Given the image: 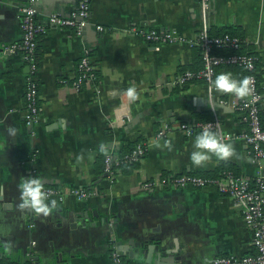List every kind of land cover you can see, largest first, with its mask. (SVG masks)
Segmentation results:
<instances>
[{"label": "crops", "instance_id": "crops-1", "mask_svg": "<svg viewBox=\"0 0 264 264\" xmlns=\"http://www.w3.org/2000/svg\"><path fill=\"white\" fill-rule=\"evenodd\" d=\"M24 2L0 0V260L112 264L111 240L124 264H208L218 256L248 255L251 233L231 197L216 186L144 184L213 171L218 161L231 164L237 175L264 177V163L253 164L238 139L246 125L230 102L241 99L218 92L213 82L211 90L202 81L172 84L182 72L202 68L199 50L189 40L204 23L208 30L233 29L256 58L264 126V0H209L205 13L200 0H90V23L81 38L48 26L38 39L41 115L31 128L24 122L25 65L18 52H3L21 40L19 8ZM75 5L76 0H37L36 20L47 24L50 14L67 16ZM150 29L175 31L184 41L147 43L139 30ZM86 52L96 67L97 91L75 92L70 83ZM220 73L244 77L236 67L218 69L215 78ZM131 86L139 98L128 105L129 119L116 120L118 94ZM197 118L219 122L223 133L234 137L225 143L234 146L235 155L228 160L212 155L195 166L190 155L199 133L189 138L172 131L171 150L156 138L162 125ZM9 127L15 136L8 135ZM136 141L147 148L141 163L118 174L112 184L96 173L101 145L117 155L125 143ZM28 176L41 178L45 187L83 188L94 196L83 202L68 196L50 199L57 207L48 216L20 210L18 185ZM82 213L85 223H75Z\"/></svg>", "mask_w": 264, "mask_h": 264}, {"label": "built area", "instance_id": "built-area-1", "mask_svg": "<svg viewBox=\"0 0 264 264\" xmlns=\"http://www.w3.org/2000/svg\"><path fill=\"white\" fill-rule=\"evenodd\" d=\"M37 0H26L19 8V22L21 28V40L18 44L6 47L3 52L19 53L21 61L25 65V89H24V122L31 128L39 120L41 108L39 105V86L36 80L38 70L37 46L38 39L44 35L48 26L60 29H69L77 38H81L85 28L90 21V0H76L75 8L67 15L60 16L50 14L47 24L36 20L35 4ZM209 0H200L201 10L206 11ZM96 30L102 32L103 28L97 26ZM133 32V30H130ZM139 35L147 43L151 44H178L184 41L183 37L175 31H161L156 29L139 30ZM192 47L199 50L202 68L196 71L186 70L176 76L172 84L184 87L193 81H202L212 89V82L216 71L222 68L236 67L244 71V77H251L254 91L251 96L238 102L231 101L230 106L236 110L246 125V131L238 136L247 146L251 162L256 165L264 163V126L260 119L261 95L259 92V79L256 67V58L248 49L242 51L245 46L243 40L236 36L224 34L222 36H211L208 33L206 23L200 28L193 39L189 40ZM228 50V54H216L215 51ZM243 77V78H244ZM98 76L90 54L86 52L79 59L75 73L72 77L70 87L75 92H81L85 88L94 87L97 91ZM125 91L118 94L119 109L115 119H129V98ZM122 122V121H121ZM118 125L117 121L113 123ZM204 128H210L217 132L223 142L234 137L223 133L219 122L212 120L207 122L189 123L181 122L175 126L162 125L156 131V138L169 141L172 131L182 133L184 136L192 137L200 133ZM147 154L146 144L138 143L127 155L107 154L103 162V175L109 183H114L118 173V166L123 163L139 164ZM171 184L178 188L192 187L203 188L216 186L219 192L228 195L232 199V207L240 212L247 229L251 233V252L248 255L218 256L208 264H264V177L258 173L254 178H246L233 175L230 172L224 174L222 179H206L192 174H183L174 177H161L144 184V187L164 186ZM48 193V200L56 199L62 201L65 196L71 197L76 202H83L94 196L83 188L61 189L54 186H44ZM110 221H112L110 219ZM110 259L112 264H124L121 254L111 240L109 245Z\"/></svg>", "mask_w": 264, "mask_h": 264}, {"label": "clouds", "instance_id": "clouds-1", "mask_svg": "<svg viewBox=\"0 0 264 264\" xmlns=\"http://www.w3.org/2000/svg\"><path fill=\"white\" fill-rule=\"evenodd\" d=\"M252 84L251 77H244L243 79L237 80L230 73H220L213 81V87L218 92L234 94L240 99L252 95L254 91ZM125 95L130 101H135L139 98V93L135 86L129 87ZM7 132L10 136H15L16 134L14 127H9ZM156 146H159V144ZM165 146L171 150L170 141H166ZM193 148L195 150L191 153L190 160L195 166L204 165L211 159L212 155L216 156L219 160H228L235 155L234 146L231 143L223 142L220 135L210 128H204L196 135ZM101 151H105L104 145H101ZM77 159L80 160L82 157H78ZM18 187L20 191L18 208L20 210L32 211L36 214L48 216L57 207L56 200H51L50 203L48 202V193L44 190L41 178L36 176L23 177Z\"/></svg>", "mask_w": 264, "mask_h": 264}, {"label": "trees", "instance_id": "trees-1", "mask_svg": "<svg viewBox=\"0 0 264 264\" xmlns=\"http://www.w3.org/2000/svg\"><path fill=\"white\" fill-rule=\"evenodd\" d=\"M209 35L211 36H222L224 34H229L231 36H236L238 38H241L239 35L236 34V32L233 29H223V30H208ZM242 40V39H241ZM247 50V47L244 46L241 50ZM216 54H228L230 53L228 50H222V51H215ZM229 68V67H228ZM212 118H208L205 120H200V119H195L194 122H207V121H212ZM141 143L139 141L136 142H127L123 145L121 152L119 155H127L129 154L132 149L138 144ZM108 154V151H100L98 153V157H97V161H96V165H95V171L97 174H101L103 173V162H104V158L106 157V155ZM137 164L131 163V164H127V163H123L120 164L118 166V173L120 174H126L129 170H131L133 167H135ZM230 172L233 175H237L235 173V171L233 170V166L229 163L223 162V161H218L217 163V167L215 170L213 171H207V172H203V173H197V174H192V175H196V176H200L206 179H222L224 177V174ZM0 264H11V263H5L2 260H0Z\"/></svg>", "mask_w": 264, "mask_h": 264}, {"label": "water", "instance_id": "water-1", "mask_svg": "<svg viewBox=\"0 0 264 264\" xmlns=\"http://www.w3.org/2000/svg\"><path fill=\"white\" fill-rule=\"evenodd\" d=\"M25 3V2H24ZM23 3V4H24ZM23 4H21V5H23ZM80 218H76V220H75V223H80V224H84L85 222H83V218L84 219H86L87 218V216H86V213H82V214H80V216H79Z\"/></svg>", "mask_w": 264, "mask_h": 264}]
</instances>
